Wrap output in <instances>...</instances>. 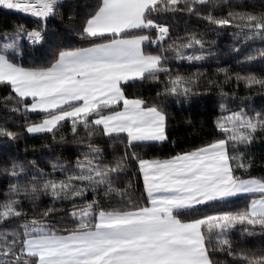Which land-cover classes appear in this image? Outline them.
<instances>
[{
  "label": "snow or ice",
  "instance_id": "6c2138e0",
  "mask_svg": "<svg viewBox=\"0 0 264 264\" xmlns=\"http://www.w3.org/2000/svg\"><path fill=\"white\" fill-rule=\"evenodd\" d=\"M218 2L183 0L181 6L180 0H97L79 28L78 35L87 44L82 47L61 46L58 37H47L46 23L30 30L16 25L12 32L0 34V85L11 89L6 98L14 102L11 110L43 115L39 122H26V131L51 134L55 141L58 129L70 120L73 136L79 137L82 129L85 136L79 142L87 141L86 151L77 156L73 166L53 163L51 173L11 163L10 175L17 182L9 185L7 199L0 202V221L27 216L21 194L34 200L43 193L54 202L79 199L85 203L74 205L71 229L48 223L55 211L48 208L39 214L40 219H24L11 231H0V264H216L208 247L213 241L221 251L227 246L238 264H264V247L231 248L229 236L237 226L242 235L264 234V177L247 174L251 167L250 161L245 163L248 158L228 151L229 145H250L257 132H264V111L251 115L245 109L228 112L215 121L223 138L163 159H145L128 151L169 140L166 105L161 97L188 100L198 94L194 89L199 74L173 75L165 53L189 62L208 55L205 41L196 34L189 35L186 43H177L180 37L172 40L169 25L157 22L160 16L186 10L215 28L234 26L235 35L243 37L238 45L256 40L264 44V12L232 10L223 17L212 11L206 15L200 12L209 5L215 8ZM62 6V0H0L5 10H17L45 22L57 16ZM153 30L155 39L134 34ZM24 38L32 46L53 41L54 56L48 66L25 67L17 62L23 55ZM165 38L170 40L167 47ZM146 42L155 44L158 51L146 52ZM252 52L241 63L264 61V48ZM218 71L228 78L227 69ZM161 74L165 76L164 87L156 93V101L125 94L124 82H161ZM235 78L247 86L264 87V77L254 73L235 74ZM26 97L32 102L27 103ZM98 132L110 140L123 138V155L108 160L104 150L92 143ZM0 135L15 139L18 133L0 127ZM59 139L63 141L64 136ZM133 166L136 170L131 175H142L143 179L139 196L131 180L122 189L115 186L121 174ZM241 170L246 174L238 175ZM21 176L26 177L23 182ZM89 190L98 198L86 200ZM239 194L253 197L244 208L201 212V208L226 203Z\"/></svg>",
  "mask_w": 264,
  "mask_h": 264
},
{
  "label": "trees",
  "instance_id": "16d2710c",
  "mask_svg": "<svg viewBox=\"0 0 264 264\" xmlns=\"http://www.w3.org/2000/svg\"><path fill=\"white\" fill-rule=\"evenodd\" d=\"M180 2L182 6L183 0ZM96 4L97 0H62L63 6L59 9V14L49 17L46 22L17 10H5L0 7V34L12 32L16 25H24L30 30L46 23V36L58 37V43L61 46H87L81 41L78 32L86 13L90 12ZM232 10L264 12V0H219L215 8L211 5L200 8L202 14L206 15L212 11V14L217 17L226 16L227 12ZM70 15H74L75 19L69 21ZM157 22H166L169 25L171 39L181 38L177 43H186L189 35L196 34L198 39L205 41L204 50L208 55L204 60L189 62L175 60L171 52L165 53L169 57L168 67L172 70L173 75L177 72L185 77L199 74L198 87L194 89L198 94L188 100L183 97L179 99L161 97L160 99L166 105L169 140L164 144H142L128 149V151H135L145 159H163L178 152L191 150L211 142L213 139L223 138V135L215 127V121L218 117L226 116L228 112L245 109L251 115L253 111H264V87L247 86L243 80L238 82L235 78V74L247 75L248 73L264 77V61L257 59L251 63H241L244 56L254 54L252 50L264 48V44L256 40L238 45L237 42L243 37L235 35L237 29L234 26L218 29L209 25L202 16L189 14L186 10L162 15ZM134 34L149 35L153 39L156 37L154 30ZM169 42V38H165V47ZM21 45L23 55L17 62L22 63L25 67L48 66L53 59L55 49L51 40H46L42 45L32 46L24 38L21 40ZM143 47L146 52L158 51L155 44L146 42ZM237 47H239V51H234ZM218 69H227L228 78ZM164 79L165 76L161 74V82L144 79L135 83L124 82L122 86L129 98L139 96L146 100L156 101V93L162 91ZM10 92V88L0 85V127L18 133L15 139L0 135V202L7 199L9 185L17 182L10 175L13 161L23 163L28 169L35 167L51 173L53 163L67 162L69 167L73 166L77 156L86 151L87 143L86 140L85 144L79 142V138L85 136L82 129L79 132V137L73 136L70 120L58 129L55 141L51 134L28 133L26 122H39L43 119V115L30 111L27 114L22 111H12L14 102L6 99ZM13 95L15 94L13 93ZM24 99L27 103L31 101L29 98ZM221 105H224V108H221ZM60 136H64L63 141H60ZM122 139L110 140L98 132L93 137L92 143L99 145L104 150L107 159L112 160L122 156L125 152ZM228 151L230 155L243 153L248 158L245 163L250 161L251 167L247 174L264 177V132H257L256 138L250 145H229ZM33 161L35 165L31 163ZM135 170V166H133L128 172L122 173L115 186L122 189L131 180V186L137 189L135 194L139 196L143 187V179L141 175H131V172ZM237 174L245 175L246 173L241 170ZM56 176L62 178L59 172L56 173ZM25 179L24 176L20 177L21 182ZM21 195V206L27 216H22L19 220L9 218L7 223L0 221V231L5 229L11 231L24 219H40L39 214L48 208L55 209L50 214V219L45 218L48 219V223L61 229H71L74 225L70 214L74 205L82 206L85 203L84 200L79 199L72 202H54L49 194L43 193H38V198L35 200L30 196L23 197V194ZM96 198L98 197L90 190L85 193V199L88 201ZM252 198L249 194L241 195L231 198L226 203L219 202L207 208H201V212L211 214L216 210L236 211L244 208ZM229 239L233 251L258 250L264 247V234L257 231L251 236L242 235L239 226L231 232ZM208 247L212 252L211 258L216 261V264H238L237 257L228 254L227 246L221 251L213 241Z\"/></svg>",
  "mask_w": 264,
  "mask_h": 264
},
{
  "label": "crops",
  "instance_id": "0c3cea01",
  "mask_svg": "<svg viewBox=\"0 0 264 264\" xmlns=\"http://www.w3.org/2000/svg\"><path fill=\"white\" fill-rule=\"evenodd\" d=\"M26 98H29L30 100H31V98L30 97H26ZM32 101H30L29 103H31ZM31 112V111H30ZM31 113H39L38 111L37 112H31ZM142 176V175H141ZM241 195H247V194H239L238 196H241ZM238 196H236V197H238ZM234 198V197H233Z\"/></svg>",
  "mask_w": 264,
  "mask_h": 264
},
{
  "label": "built area",
  "instance_id": "2783aa9c",
  "mask_svg": "<svg viewBox=\"0 0 264 264\" xmlns=\"http://www.w3.org/2000/svg\"><path fill=\"white\" fill-rule=\"evenodd\" d=\"M156 33V32H155Z\"/></svg>",
  "mask_w": 264,
  "mask_h": 264
},
{
  "label": "rangeland",
  "instance_id": "374dc122",
  "mask_svg": "<svg viewBox=\"0 0 264 264\" xmlns=\"http://www.w3.org/2000/svg\"><path fill=\"white\" fill-rule=\"evenodd\" d=\"M30 15V14H29Z\"/></svg>",
  "mask_w": 264,
  "mask_h": 264
}]
</instances>
